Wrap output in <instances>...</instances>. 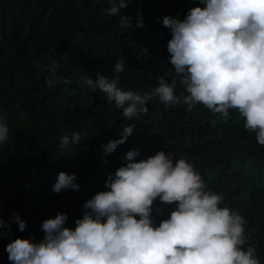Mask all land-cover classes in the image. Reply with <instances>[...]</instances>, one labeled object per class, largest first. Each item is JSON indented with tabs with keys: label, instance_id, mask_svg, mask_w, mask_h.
Instances as JSON below:
<instances>
[{
	"label": "trees",
	"instance_id": "1",
	"mask_svg": "<svg viewBox=\"0 0 264 264\" xmlns=\"http://www.w3.org/2000/svg\"><path fill=\"white\" fill-rule=\"evenodd\" d=\"M195 6L202 5L197 0H132L121 13L133 17V28L122 29L119 17L104 12L108 0H0V117L10 129L8 141L0 145V218L10 222L18 213L27 224L23 232L15 222L0 229L5 232L0 264H10L5 248L11 240H41L42 222L58 212L68 215L65 227L75 228L83 204L108 190V175L125 164L129 150H139L138 161L163 150L191 163L223 196L220 206L246 219L245 248H255L264 264V146L245 130L238 112L231 110L224 118L203 105L189 110L182 103L165 109L153 99L146 115L129 121L104 93L80 79L95 80L99 72L132 91H147L162 76L171 81V33L162 20L166 15L183 20ZM138 11L143 28L135 27ZM120 59L125 70L117 74L113 67ZM53 78L49 87L46 80ZM182 92L178 86L176 94ZM133 123L127 141L102 157L100 145L118 139ZM76 131L81 140L60 149L61 137ZM61 171L77 176L78 191H50ZM173 207L157 200L155 222L167 218Z\"/></svg>",
	"mask_w": 264,
	"mask_h": 264
},
{
	"label": "clouds",
	"instance_id": "2",
	"mask_svg": "<svg viewBox=\"0 0 264 264\" xmlns=\"http://www.w3.org/2000/svg\"><path fill=\"white\" fill-rule=\"evenodd\" d=\"M132 0H108L106 15L119 17V27L133 28L132 16L124 15ZM183 20L164 16L171 39L169 63L175 76H163L147 91L118 87L116 79L97 72L95 80L80 79L92 90L104 93L108 104L122 109L132 121L148 112L158 99L165 109L184 104L191 110L203 105L213 114L228 118L235 110L244 128L264 146V0H197ZM136 28H143L141 12ZM143 52L148 55L147 48ZM124 59L113 71L124 72ZM51 87L55 79H47ZM184 90L176 94L177 87ZM19 119H24L23 111ZM135 124L123 127L118 139L100 145L106 158L132 135ZM9 126L0 117V145L9 139ZM87 136V133H84ZM81 140L79 131L61 137L65 149ZM139 150H129L125 164L109 174L107 191L97 192L83 204L75 228L65 227L67 213L58 212L41 224L43 237L36 241L17 237L5 248L10 264H260L256 249L248 244L246 219L236 210L221 207L223 196L211 190L200 172L174 152L158 151L137 160ZM107 163L105 159L103 161ZM77 176L61 171L50 191H78ZM173 209L157 224L155 202ZM163 215L162 210H157ZM15 222L23 232L26 221L18 213L10 222L0 218V229ZM5 232L0 231V239Z\"/></svg>",
	"mask_w": 264,
	"mask_h": 264
}]
</instances>
